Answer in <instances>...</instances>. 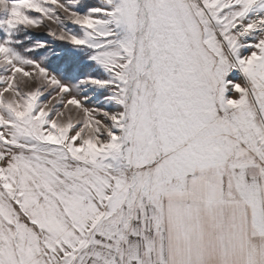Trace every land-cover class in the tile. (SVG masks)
Segmentation results:
<instances>
[{
	"label": "snow or ice",
	"instance_id": "6c2138e0",
	"mask_svg": "<svg viewBox=\"0 0 264 264\" xmlns=\"http://www.w3.org/2000/svg\"><path fill=\"white\" fill-rule=\"evenodd\" d=\"M0 10V264H264V0ZM19 26L91 67L64 82Z\"/></svg>",
	"mask_w": 264,
	"mask_h": 264
},
{
	"label": "rangeland",
	"instance_id": "374dc122",
	"mask_svg": "<svg viewBox=\"0 0 264 264\" xmlns=\"http://www.w3.org/2000/svg\"><path fill=\"white\" fill-rule=\"evenodd\" d=\"M88 2L99 3L100 0H88ZM7 15V10H0V20L6 19ZM7 35L6 27L0 26V40L6 39ZM12 40V47L17 52L33 59L42 60L64 82L76 83L85 76L87 69L93 63L87 59L90 53L76 49L66 41L55 39L47 33L46 29L33 31L19 26L12 33ZM38 41L46 42L44 48L34 47ZM26 49H30V51H26ZM94 88L95 86H93ZM95 95L99 97L103 95V91H97Z\"/></svg>",
	"mask_w": 264,
	"mask_h": 264
}]
</instances>
